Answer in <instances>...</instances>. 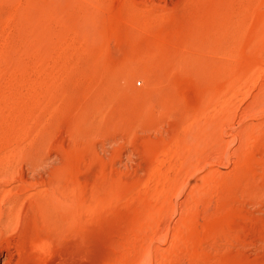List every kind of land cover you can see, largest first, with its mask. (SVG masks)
<instances>
[{
    "label": "rangeland",
    "instance_id": "obj_1",
    "mask_svg": "<svg viewBox=\"0 0 264 264\" xmlns=\"http://www.w3.org/2000/svg\"><path fill=\"white\" fill-rule=\"evenodd\" d=\"M0 264H264V0H0Z\"/></svg>",
    "mask_w": 264,
    "mask_h": 264
},
{
    "label": "bare ground",
    "instance_id": "obj_2",
    "mask_svg": "<svg viewBox=\"0 0 264 264\" xmlns=\"http://www.w3.org/2000/svg\"><path fill=\"white\" fill-rule=\"evenodd\" d=\"M9 249V248H8Z\"/></svg>",
    "mask_w": 264,
    "mask_h": 264
}]
</instances>
